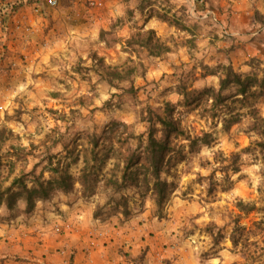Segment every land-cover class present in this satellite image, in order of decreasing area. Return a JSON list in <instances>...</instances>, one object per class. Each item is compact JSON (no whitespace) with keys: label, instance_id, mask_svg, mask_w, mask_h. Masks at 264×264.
<instances>
[{"label":"rangeland","instance_id":"374dc122","mask_svg":"<svg viewBox=\"0 0 264 264\" xmlns=\"http://www.w3.org/2000/svg\"><path fill=\"white\" fill-rule=\"evenodd\" d=\"M59 2L60 6L55 9L49 8L44 0H26L14 9H4L8 1L4 6L0 4V175L6 182L4 186L8 187L14 178L30 172L44 174L48 180L54 176L51 173L53 169L67 171L79 179L85 162L89 170H98L102 180L114 170L116 163H120L122 168L121 153L113 152L111 148H120L130 135H145L148 128L145 120L150 111L164 117L167 109L172 107L175 118L189 135L198 138L210 134L214 141L210 148L203 147L199 153L190 154L187 148L185 161L173 164L170 176H163L178 184V190L163 210V218L158 219L166 221L171 227L169 234L177 236L166 247H175L176 252L179 250L185 256L190 255V260L197 264H257L247 254L255 251L253 246L235 251L228 239L229 224L238 216H241V224L247 230L261 222L264 228V149L255 145L259 141L257 137L245 133L248 119L242 115L250 109L243 108L239 101H229L228 107L213 111L212 102L205 97L197 101L198 93L205 89H219L220 75L203 78L209 73L206 67L213 70L232 65L227 47L229 36L224 34L228 30L216 7L223 2H231L201 0L196 2L198 13H193L189 9L190 4L183 1L177 15L172 13L173 16L167 9L173 8L169 0ZM91 2L102 3V6ZM118 2L116 9L114 5ZM249 2L255 4L249 16L253 28L250 31L264 32V0ZM162 6L165 7L162 9ZM36 7L42 11L45 9L49 15L72 9L77 11L75 19L78 23L70 24L72 28L64 25L58 42L50 39L43 43L31 35L24 42L20 39L15 42L8 37L17 15L34 11ZM146 10L148 16L152 13L169 24L177 25L181 31L168 38V46L171 44L177 52H183L179 61L167 57V64H163V60L148 58L145 51L134 50L138 55L136 58L130 51L127 41L143 28L139 24L145 22ZM206 10L216 13L220 22L215 24L202 18L201 14ZM124 28L125 37H121L119 33ZM155 38L159 40L156 34ZM179 45L184 48L178 50ZM61 49L68 50V53L71 51L67 57L71 63L69 68L63 65L64 60L59 64L65 72V81H60L67 89L65 92L62 91L63 86L55 85L57 77L48 73L50 68L46 67L52 66L53 52ZM243 60L241 67L232 65L235 72L242 77L255 76L263 80L264 55L250 53ZM27 63L39 64V73L31 75L35 70L24 68ZM24 71L26 78L21 82ZM28 76L38 81L26 86ZM111 79L114 80L112 86L106 82ZM12 80L15 82L8 86ZM185 92L189 95L188 105L181 95ZM236 100H242V97ZM256 102L255 108L264 118V98ZM231 116H237L238 123L225 130V120ZM93 136L103 139L97 149L90 141ZM181 146L187 147L189 143H175L176 148ZM248 148L250 153H243ZM233 154H239L236 165L239 172H230L226 176L222 168L232 163ZM103 160H106L104 164ZM75 190L71 197L82 199L79 184ZM127 195L133 196L134 193L129 191ZM64 197L68 196L61 194L56 199ZM240 201L253 205L255 211L241 215L237 208ZM106 202V195L98 191V195L87 203L97 210ZM132 210L131 219L142 214L149 219L155 218V207L150 199L140 208L133 205ZM105 214L112 215L107 210ZM115 217H119L121 222L125 220L120 215ZM256 232L259 233L258 230ZM263 234H258L257 239L251 237L248 245L260 240L259 245L264 248ZM155 235L151 233V236ZM215 239L220 240L219 245H215ZM176 256L179 254L175 253Z\"/></svg>","mask_w":264,"mask_h":264},{"label":"crops","instance_id":"0c3cea01","mask_svg":"<svg viewBox=\"0 0 264 264\" xmlns=\"http://www.w3.org/2000/svg\"><path fill=\"white\" fill-rule=\"evenodd\" d=\"M169 1L173 5V8L172 6L167 8L171 10L170 16H173L172 13L177 15L183 1L190 4L189 9L193 3V0ZM229 1L231 4L221 2L220 7H216L218 14L224 20L225 29L228 30L224 34L229 36L227 47L231 54L229 56L232 65L241 67L244 63L243 58L250 56V53L264 55V41H261L264 38V32L250 31L252 23L249 16L255 8V4L249 2L252 0ZM118 4L119 2L114 5L116 9H118ZM165 6H162V9ZM147 12L146 10L144 15L145 22L139 25L143 26L145 31H154L157 38L168 46V38L181 31L176 25L169 24L157 16L149 18ZM76 16L77 11L74 12L72 9L51 12L50 15L45 9L39 14L35 11L21 12L17 15L14 28L8 30L7 36L12 37L15 42H18V39L24 42L30 35L43 43L50 39L58 42L60 31L65 26L72 28L70 24L78 23ZM58 17L63 19L55 20ZM146 19H148L147 23ZM62 26L63 28L60 29ZM104 28L106 29L105 26ZM124 31L125 28L121 34L119 33L121 37H125ZM129 33L128 30V37ZM168 47H170V52L155 59L163 60L162 63L167 64L165 61L167 57L176 58L177 61L183 57V52H177L171 44ZM178 48L181 50L184 47L179 45ZM67 51L65 52V49L55 50L52 54L54 57L52 66L46 65L50 68L48 73L57 77L54 79L56 83L54 84L59 87L63 86L62 91L64 92L67 89L60 81H65L63 75L65 72L59 64L64 60L62 63L67 65V68L71 65L70 59H67L71 51L69 50V53ZM57 59L58 62H55ZM39 66V64L27 63L24 68L34 69L35 72L31 75H36L39 73L37 71ZM26 74L25 71L21 73L23 75L21 82L25 81ZM28 77L26 86L38 81V79L31 80L30 76ZM14 82L15 80H12L7 85L11 86ZM64 198L38 204L36 211L30 217L21 213L18 217L9 218L6 209L0 208V264H138L141 256H144L141 264H197L190 260V255L185 256L179 250L176 252L175 247H166L167 243L177 239L176 235L169 234L171 227L166 221L152 217L149 219L146 214L122 222L119 217L105 221L97 220L93 217L94 209L89 203L71 196ZM151 233H155V237L151 236ZM175 253L179 254V257H175Z\"/></svg>","mask_w":264,"mask_h":264},{"label":"trees","instance_id":"16d2710c","mask_svg":"<svg viewBox=\"0 0 264 264\" xmlns=\"http://www.w3.org/2000/svg\"><path fill=\"white\" fill-rule=\"evenodd\" d=\"M7 1L9 3H6ZM25 1L12 0V4H10V0H1L0 4L3 6L7 4L4 9H14L15 6L22 5ZM194 1L199 3L201 0ZM140 10L142 9L140 8ZM153 16L152 13L149 14V18ZM135 33L127 41V46L136 57L138 55L134 53V50L145 51L148 58L154 59L161 58L170 52V47L166 43L156 40L154 31H145L142 28ZM140 33L146 36L144 37ZM154 39L155 42H153ZM206 69L209 73L204 75L203 78L220 75L219 89H205L203 92L198 93L197 101L200 102L202 97H205L209 102H212L213 111H217L221 107H228L227 103L229 101H239L243 108L247 107L250 109L248 110L249 112L242 115L243 118L246 117L248 119V127L245 133L257 137L259 141L255 145L264 149V118L255 108L257 105L256 101L264 98V78L263 80H258L255 76L242 77L235 72L232 65L227 67L219 66L213 70L208 67ZM218 70L222 71V73L219 74ZM118 76L122 79L120 74ZM127 79L129 80V78ZM106 82L110 86L114 85V80L112 79ZM227 92L230 94L226 95ZM181 95L186 99L188 105V93L185 92ZM237 97H242V100H236ZM215 113L217 114V112ZM145 122L148 125L145 135H130L121 144L120 148L116 149L114 146L111 148L113 152L121 153L122 168L120 163H116L114 170L109 175L103 176L102 180L98 176V170H89L86 162L79 179L74 178L67 171L60 172L59 169H53L51 173L54 176L48 180L45 179L44 174L37 175L36 172H30L14 178L9 186L5 187L4 184L6 182L0 175V208L4 207L6 209L9 218L18 217L21 213L26 217H30L36 211L38 204L52 202L57 198V195L61 194L71 196L76 191V185L79 184L82 199L85 202L97 196L98 191L107 197L105 206L94 210V219L105 221L120 215L126 221L130 220L133 216V205L140 208L147 199H150L155 207L154 217L157 219L163 218L161 215L165 206L169 202L170 197L178 190V184L175 181L169 182L163 176H170L173 164H178L185 159L184 153L187 148L190 154L199 153L203 147L210 148L214 140L210 134H204L198 138H193L189 135L175 118V111L172 107L167 109L164 117L155 115L150 111ZM225 123V130H230L231 126L238 123V117L231 116L229 120H225ZM1 136L0 134V139ZM102 140V138L97 136H93L90 139L94 149L99 147ZM180 141L188 142L189 146L176 148L175 143ZM250 151L251 149L248 148L243 153H250ZM119 160L121 161V159ZM232 160V163L222 168V173L226 176H229L230 172L233 174L239 172L236 167L239 154H233ZM105 161L103 160L102 163L104 164ZM221 164L223 165L224 163L221 162ZM129 191L133 192L134 195H127ZM237 208L241 215H249L255 211L253 205L251 206L241 201L237 203ZM106 210L111 211L112 215L105 214ZM262 224V222L257 223L253 226V229L247 230L241 224V216L233 219L229 224L231 230L228 239L234 250L238 251L241 248L247 249L253 246L255 251L247 254L250 255L249 257H251L253 263L257 264H264V248L260 247V240L254 241L250 245L248 243L251 241V237L256 238L259 236L258 234L264 233ZM219 244L220 240L215 239V245ZM258 250L262 253H259ZM143 259L144 256H141V261L137 263L141 264Z\"/></svg>","mask_w":264,"mask_h":264},{"label":"built area","instance_id":"2783aa9c","mask_svg":"<svg viewBox=\"0 0 264 264\" xmlns=\"http://www.w3.org/2000/svg\"><path fill=\"white\" fill-rule=\"evenodd\" d=\"M44 2L46 3V5L49 8L55 9V8H58L60 6L59 0H44ZM91 3H92V5H96L98 7L102 6V3H94V2H91ZM34 11L36 13H38V14L41 12L40 8H38V7H36ZM191 11L193 13H198L197 4H196V2L194 0H193V3H192V6H191ZM201 16L204 19L212 20L215 24H218L220 22V19L218 18L217 14L214 13L213 11H211V10L204 11L203 14H201ZM19 28H20V26H19Z\"/></svg>","mask_w":264,"mask_h":264}]
</instances>
